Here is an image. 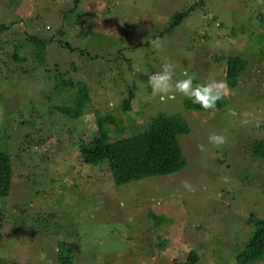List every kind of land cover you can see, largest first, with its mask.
Here are the masks:
<instances>
[{
    "label": "rangeland",
    "instance_id": "obj_1",
    "mask_svg": "<svg viewBox=\"0 0 264 264\" xmlns=\"http://www.w3.org/2000/svg\"><path fill=\"white\" fill-rule=\"evenodd\" d=\"M188 1L80 0L77 4L75 0H0V23L32 20L28 33L37 31L41 37L54 39L47 45L46 70L35 58L32 70L25 74L15 67L9 69L15 65L10 55L16 45L3 40L9 45L0 54V143L9 135L11 146L17 149L28 148L20 138L28 132V125L21 123L20 116L47 108L53 102L51 88L61 79L79 78L90 87L84 138L91 140L106 130L110 136L119 135L115 129L121 119L126 125L129 114L124 99L130 90L137 97L130 100L132 111L138 104L148 111L136 128H144L161 112L179 109L174 103L176 99L181 103L182 94L162 99L149 86V76L160 72L165 63L173 66L175 78L192 71L197 86L212 80L227 84L228 58L240 55L246 61L237 84H227L228 94L221 99L225 105L191 114L192 131L180 136L189 161L187 172H177L179 179L177 173L172 174V181H167L168 177L163 187L174 190L173 195L179 198L182 193L187 195L188 216L179 204L181 198L170 202L156 188L149 189L151 178L117 186L106 164L97 167L81 163L71 170L70 166L77 165L78 149H71L66 142L71 141L68 122H60L54 128L62 140L65 133V154L49 163L53 169L37 174L26 186L23 180L34 171V160L28 154L19 156L14 166L20 177H15L10 195L0 198V211L6 209L12 218L9 213L19 215L17 208L26 203L32 222L38 212L53 208L54 199H60L62 208L70 213L60 215L48 234L38 231L25 238L14 236L9 229L0 230V264H59L53 249L61 240L74 243L72 264H185L195 250L200 255L195 264H236L233 248L245 239L241 238L242 229L250 213L264 217V158L252 149L254 141L264 139V0H203L204 9L196 7L169 34L162 35L175 10L200 0ZM204 14L218 18L206 19ZM67 40L88 53L71 52L64 47ZM19 47L22 56H28V46ZM69 63L79 71L71 66L68 69ZM92 74L99 77L104 94L96 96L94 84L85 78ZM47 117L52 121L54 115ZM99 120L103 121L100 125ZM123 127L129 130L127 125ZM213 134L225 136L226 142L216 147L208 139ZM36 149L33 143L26 152L32 155ZM67 170L81 179L78 186L67 184L72 175L62 173ZM70 179L74 183L75 178ZM77 189L82 195L74 201L70 195ZM88 196L95 200L87 203ZM150 209L170 218L164 224L169 225L168 233L163 230L161 239L157 230L141 228L140 221ZM41 254L47 259L41 260ZM255 264H264V259Z\"/></svg>",
    "mask_w": 264,
    "mask_h": 264
},
{
    "label": "trees",
    "instance_id": "obj_2",
    "mask_svg": "<svg viewBox=\"0 0 264 264\" xmlns=\"http://www.w3.org/2000/svg\"><path fill=\"white\" fill-rule=\"evenodd\" d=\"M79 1L80 0H75L77 4ZM195 2L197 1L195 0ZM190 3L191 5L187 8L175 10L173 16L168 20V25L161 33L162 35L169 34L175 27L181 24L196 7L204 9L206 6L203 0L198 1V3L195 4L192 1H190ZM72 11L76 12L77 10L74 9ZM39 16L42 17V15ZM203 16L206 19L213 20L218 18V15H215L213 18L205 14ZM261 18L264 19V14L261 15ZM30 21L32 20L20 19L0 23V54L5 53L2 49L5 47L7 49L9 43H14L16 49L14 50L13 55H10V58L14 60L15 65L9 67V69L15 67L22 71V74L27 72L30 73L32 70L31 68L34 66L31 61L35 58H37L36 62H38L41 67L45 68L48 66L49 59L47 58V45L54 40L52 36L41 37L37 31H35V33H28V29L31 25ZM23 26L26 28H23ZM59 30L60 33L63 32L62 29ZM88 31H92V29ZM88 33L89 32H86V34ZM22 35H27V38H20ZM4 39L5 41H9V43H5V41H3ZM20 44L28 46V56H22L19 51ZM64 47L69 48L71 52H80L81 54L88 53L86 50L74 46L70 41L66 42ZM260 52H262V50H260ZM215 56L217 57V55ZM239 57L231 56L228 58L227 62L228 65L225 80L232 86L237 84V76L246 68V61H244L240 55ZM10 58H8L9 62ZM39 64L38 67H40ZM70 66L74 68L73 70H75V72L79 71V68H76L75 65H70V63L68 69L71 68ZM186 72L191 76L192 71ZM29 75L31 76V74ZM59 76L64 77L60 74ZM85 78L89 79L90 82L92 81L94 84L93 88L97 90L95 93L96 96L100 93L104 94L101 87L102 82L98 79L99 77H96V75L93 76L92 74ZM185 78L187 77L182 74L180 78L173 77V82L177 79ZM194 81L195 78L193 82ZM89 88V85L79 78L61 79V82H57L53 90L51 88L52 94L49 96H52L53 102L48 104L47 108L40 109L35 104L39 111L32 110L29 115L24 114L20 116L21 123L28 125V132H23L20 136L21 140L28 144V148H13L10 144L11 138L9 135L4 138V143H0V198H5L10 195L15 177H20V173L15 169L14 162L17 166L18 162L16 159H20L23 157L22 155L28 154L29 156H32V161L34 160V163L32 164V169L34 171H31V173H29L23 180L25 186L30 180L36 179L37 174H46V170L53 169L52 164L49 163L61 154H65L64 152L68 149V145L65 143L67 138L64 131L62 140L59 136L60 133H57L58 130L54 128V125L60 124V122H62V124L68 122L71 128L69 135L71 141L68 142L67 140L66 142L69 143L71 149L73 148V150L76 151L78 149L77 165H69L71 170H75L77 166H81V163L97 167L106 164L107 171L112 175L117 186L138 181L143 178H151V184H148L149 189L156 188V191L163 194L170 202L176 198L179 200L181 198V203L179 204L185 209L189 205L187 203V195L182 193V196L179 198L178 196L173 195L172 192L174 190L169 191L168 189H164L163 186L168 177L170 180L167 181H172V174L174 175L177 172L181 173L182 171L183 173L187 172L186 169L188 168L189 161L184 154L180 142V136L192 131L193 127L190 126L191 122L189 116L191 114L194 115L195 113H204V111H210L212 109L205 110L199 105L193 104L186 97H183L181 103H178L177 99L174 103V108L179 106L177 111L168 112L169 110L167 109V112H161L158 116L144 125V128L141 126L136 128L139 119L145 116L148 111H145L143 105L140 106L139 104L134 110L135 112L132 111L134 105L130 100L136 97V94L133 90H130L124 99L128 101L125 106V112L128 113L129 116L126 117L125 123L129 130L124 129L123 126L126 127V125L124 124L123 119H121V123H118L117 128L115 129L116 132H120L118 136H110L109 131L106 130L101 137L94 136L90 140L84 138V130L86 128V119L84 115L87 106L91 103V92ZM59 99H65V102H62ZM225 103L226 101L224 100H218L216 102V108L223 107ZM95 104V109L97 111V100ZM47 115H54L53 120L51 121ZM147 117L150 118L149 115H147L146 118ZM98 119H101V117L99 116ZM47 120H50L51 122H48ZM101 123H103V121L100 122L99 120L98 124L100 125ZM21 131H24V128L21 129L20 132ZM33 143H36L37 149L33 151L32 155H30L26 150L31 149ZM252 145V149L258 153V156L264 158V139L256 140ZM16 155L17 157L15 158ZM19 156L21 157L19 158ZM37 157L39 160H37ZM68 172V170L65 172L62 171L66 176L72 174L70 176L75 178L74 183H70V176L68 177L69 181L67 184L70 187L76 186V183L79 181L81 183V179H78L77 176L75 177L73 173L68 174ZM180 173H177L178 179L179 176H181ZM81 195L82 192H78L77 189V191L70 196L76 201L78 197V199H80ZM132 196L134 197L135 195L132 194ZM169 197H171L172 200ZM83 198L84 197H82L81 201ZM90 198L91 197L88 196L87 203ZM92 200H95L93 196L89 202ZM61 203L60 199H54V207L45 210L43 213L38 212V217L32 222H30L31 220L29 219V208L26 203L20 204L15 212L17 213V211H19V215L21 214L20 216L18 214L14 215L9 213V215L13 216L10 218L6 213V209L0 211V230L9 229L14 236L25 238L35 235L38 231L48 234L49 231L52 232L51 230L54 229L52 226H57L56 224L60 215L66 217L67 214L70 213V211L62 208ZM187 210L188 209H185L187 213H183L188 216L189 213ZM259 216L260 214L258 215L251 212L249 219L247 220L248 224H245L242 229L241 238L245 237V239L237 243L233 248V255L236 264H255L257 261L264 259V217ZM169 219L168 214L165 213L159 215L150 209L148 212L146 211V216L140 221L141 228L147 230L150 229V231L152 229L154 231L157 230V233L160 232L158 237L161 239L163 230L165 233H168L166 229L169 225L166 226L164 224L168 223ZM147 220H150L151 222L148 223ZM147 223L150 226H148ZM1 234H4V232ZM162 246H164V244ZM142 248L144 247H140V249ZM53 252L57 257L59 264H72L74 261V243L64 240L58 241ZM197 252V250L191 251L188 259L184 263L195 264L200 258V255ZM174 264H178V262H174Z\"/></svg>",
    "mask_w": 264,
    "mask_h": 264
},
{
    "label": "clouds",
    "instance_id": "obj_3",
    "mask_svg": "<svg viewBox=\"0 0 264 264\" xmlns=\"http://www.w3.org/2000/svg\"><path fill=\"white\" fill-rule=\"evenodd\" d=\"M183 75L187 78L177 79L173 82V66L165 63L160 72L150 75L148 78L152 93L154 95H160L162 99L169 95L179 93L189 99L193 104L199 105L205 110H215L216 102L228 94L227 84L224 81L212 80L211 83L194 86V77L189 76L187 72H184ZM208 139L216 147L226 142V137L223 135L213 134ZM201 148L203 150L202 146ZM184 186L191 190V185L187 182H185ZM40 258L41 260L47 259L45 254H41Z\"/></svg>",
    "mask_w": 264,
    "mask_h": 264
}]
</instances>
